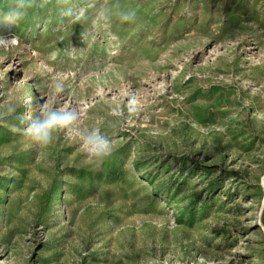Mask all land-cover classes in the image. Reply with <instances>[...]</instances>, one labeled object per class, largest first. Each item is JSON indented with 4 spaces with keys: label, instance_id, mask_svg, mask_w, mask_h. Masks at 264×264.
Segmentation results:
<instances>
[{
    "label": "rangeland",
    "instance_id": "374dc122",
    "mask_svg": "<svg viewBox=\"0 0 264 264\" xmlns=\"http://www.w3.org/2000/svg\"><path fill=\"white\" fill-rule=\"evenodd\" d=\"M12 30L0 264H264V0H33ZM41 104L77 107L125 163L99 178L77 138L31 145Z\"/></svg>",
    "mask_w": 264,
    "mask_h": 264
},
{
    "label": "clouds",
    "instance_id": "9594fccd",
    "mask_svg": "<svg viewBox=\"0 0 264 264\" xmlns=\"http://www.w3.org/2000/svg\"><path fill=\"white\" fill-rule=\"evenodd\" d=\"M32 6L33 0H11L9 5L0 6V26L4 29L0 31V48L9 49L18 44V37L12 29L24 20L27 9ZM135 18V11L122 13L120 16L122 22H133ZM64 90L62 83L56 84L57 94H62ZM126 107L129 114H136L139 111L138 97L134 92L128 94ZM112 112L115 116L121 115L119 106L113 108ZM8 113L17 114L16 106L9 105ZM81 119L82 114L77 107L50 108L48 104H41L37 106L36 114L27 120L23 135L31 145L45 148L57 138L59 133L64 132L79 140L80 149L89 162L101 163L113 154V143L98 129H82ZM260 183L264 186V177H261ZM256 211L255 224L264 231V204Z\"/></svg>",
    "mask_w": 264,
    "mask_h": 264
},
{
    "label": "trees",
    "instance_id": "16d2710c",
    "mask_svg": "<svg viewBox=\"0 0 264 264\" xmlns=\"http://www.w3.org/2000/svg\"><path fill=\"white\" fill-rule=\"evenodd\" d=\"M124 149L118 148L114 150L113 154L109 158L101 162V170L96 171V176L103 178L105 175H114L125 163V157L123 153Z\"/></svg>",
    "mask_w": 264,
    "mask_h": 264
}]
</instances>
